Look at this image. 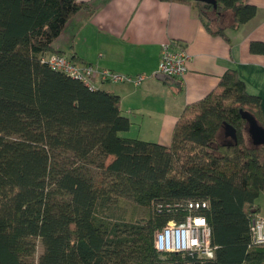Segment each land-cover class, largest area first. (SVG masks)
<instances>
[{
    "label": "trees",
    "instance_id": "16d2710c",
    "mask_svg": "<svg viewBox=\"0 0 264 264\" xmlns=\"http://www.w3.org/2000/svg\"><path fill=\"white\" fill-rule=\"evenodd\" d=\"M162 1L194 5L206 28L225 38L222 12L233 11L234 26L257 11L247 0H215L216 8ZM92 9L81 0H0V264H264L251 230L264 195V144H253L242 115L264 128L260 97L230 68L185 107L170 145L123 136L132 122L118 94L44 61L64 55L55 42L76 14ZM251 50L264 53V44ZM110 198L132 200L148 215L104 225L98 205ZM192 200L209 204L214 256L158 252L156 233L182 222Z\"/></svg>",
    "mask_w": 264,
    "mask_h": 264
},
{
    "label": "crops",
    "instance_id": "0c3cea01",
    "mask_svg": "<svg viewBox=\"0 0 264 264\" xmlns=\"http://www.w3.org/2000/svg\"><path fill=\"white\" fill-rule=\"evenodd\" d=\"M81 1L90 2L92 11H80L70 20L55 42V49L69 58L77 56V63L91 64L99 71L148 76L139 87L98 82L100 89L120 96L121 109L132 122L125 137L170 145L185 107L213 91L230 68H236L248 90L260 97L264 115V53L251 50L253 43L264 44V0H247L257 11L245 24L233 26V11L222 12L220 23L227 27L226 38L212 34L192 4L162 0ZM166 43L191 55L187 74L177 80L179 88L155 78L161 48ZM261 199L258 216L264 217V195Z\"/></svg>",
    "mask_w": 264,
    "mask_h": 264
},
{
    "label": "built area",
    "instance_id": "2783aa9c",
    "mask_svg": "<svg viewBox=\"0 0 264 264\" xmlns=\"http://www.w3.org/2000/svg\"><path fill=\"white\" fill-rule=\"evenodd\" d=\"M54 70L83 80L88 86L95 87L98 82L141 86L148 76L144 74L130 76L115 73L111 70H97L93 65H80L66 55L51 54L44 58ZM191 55L173 43H166L160 52V63L156 74L165 75L171 79L183 78L188 72ZM209 204L204 200L187 202L188 215L182 222H169L156 233L155 245L158 252H176L197 254L199 257L212 258L215 248L211 245V229L204 215ZM253 242L264 246V217L256 216L252 223Z\"/></svg>",
    "mask_w": 264,
    "mask_h": 264
},
{
    "label": "rangeland",
    "instance_id": "374dc122",
    "mask_svg": "<svg viewBox=\"0 0 264 264\" xmlns=\"http://www.w3.org/2000/svg\"><path fill=\"white\" fill-rule=\"evenodd\" d=\"M215 26V23L213 24ZM137 135L136 133H132ZM132 134L130 136H132ZM123 136L125 133L122 134ZM135 137V136H132ZM261 195L257 203L261 204ZM264 214V204H262V211ZM148 215V208L138 205L132 200L126 198H110L109 200L101 199L98 205L96 218L104 225L107 226H122L124 224H134L142 220ZM43 246L38 244L36 258L42 254Z\"/></svg>",
    "mask_w": 264,
    "mask_h": 264
},
{
    "label": "water",
    "instance_id": "95a60500",
    "mask_svg": "<svg viewBox=\"0 0 264 264\" xmlns=\"http://www.w3.org/2000/svg\"><path fill=\"white\" fill-rule=\"evenodd\" d=\"M193 1H199V2H208L210 4H213L216 8V1L215 0H193ZM155 78L163 83H166L174 88H179L180 84L176 79H171L165 75L162 74H156ZM242 115L244 118L248 121V132L251 136L252 142L254 145H263L264 144V128H262L256 121V119L248 112H243ZM226 133L227 136H230L233 139H236V131L233 127L226 126Z\"/></svg>",
    "mask_w": 264,
    "mask_h": 264
}]
</instances>
